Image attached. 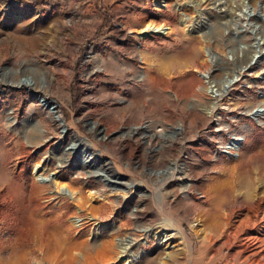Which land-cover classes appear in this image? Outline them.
<instances>
[{
	"label": "rangeland",
	"instance_id": "374dc122",
	"mask_svg": "<svg viewBox=\"0 0 264 264\" xmlns=\"http://www.w3.org/2000/svg\"><path fill=\"white\" fill-rule=\"evenodd\" d=\"M156 1L0 0V264H264V0Z\"/></svg>",
	"mask_w": 264,
	"mask_h": 264
},
{
	"label": "bare ground",
	"instance_id": "6f19581e",
	"mask_svg": "<svg viewBox=\"0 0 264 264\" xmlns=\"http://www.w3.org/2000/svg\"><path fill=\"white\" fill-rule=\"evenodd\" d=\"M156 3L158 5H161L163 4L161 0H157ZM243 5L246 6L247 5V0H243ZM183 21H185L183 19ZM166 26H161V24H156V23H146L140 30H139V33H140V36L144 35V34H148V33H151V32H163L164 31V28ZM206 49V48H205ZM208 49V48H207ZM210 50L208 49V51L205 50V53L208 57L211 56V52H209ZM255 54V58L253 60V62H257V60L261 57L264 56V40H257L254 44V50H253V53L252 55ZM251 55V56H252ZM251 59V58H250ZM204 75V74H203ZM202 75V76H203ZM204 77V76H203ZM206 90L208 92H210V94L213 96H216L218 94H220V88L215 86V84H210L206 87ZM43 99H44V102L47 101V98L43 96ZM55 111V110H53ZM256 113H260V114H263L264 115V107H262L260 110H258ZM56 118H59L58 117V114L56 113L54 115ZM232 139H234L233 141L231 142H228L226 147L230 150L232 149H235L237 150L238 147H239V138H237L236 136L235 137H232ZM75 160H73L72 162H74ZM76 162V161H75ZM43 165L41 163H36L34 164L33 166V172L35 173V177L40 180V177L41 176H47V174H44L43 173ZM53 177V176H52ZM52 178L50 177L49 180H51ZM53 185L56 189V191H59L60 193L62 194H66V192L64 191V184H56L54 181H53ZM66 190L68 191V195L69 196H73L72 194H74L71 190L67 189V187H65ZM166 219L169 221V222H172V220L168 217H166ZM72 222L74 224H78L79 223V219L74 217L72 218ZM100 225V227H103V226H108L107 223L105 222H97ZM174 222H172L173 224ZM98 225V227H99ZM145 233V232H144ZM116 243L118 244L119 246V255L118 257L121 258L122 261V264H130L132 261L136 260L137 257L140 256V254L144 251V248L141 246L142 244H145L146 243V240L145 239H138V240H134L133 241V245L137 246V251H131L128 248V244L129 242L128 241H124V239L122 238H119L117 237L116 239ZM130 241V240H129ZM160 241V239H159Z\"/></svg>",
	"mask_w": 264,
	"mask_h": 264
},
{
	"label": "water",
	"instance_id": "95a60500",
	"mask_svg": "<svg viewBox=\"0 0 264 264\" xmlns=\"http://www.w3.org/2000/svg\"><path fill=\"white\" fill-rule=\"evenodd\" d=\"M258 8H259V3H257V5H256V9H255V16H256V17H259V16L261 15V14L259 13ZM187 30H189V32H192L191 27H188ZM253 43H255V39L250 43V45H252ZM204 50L207 51L208 49L206 48V49H204ZM213 53H214V52H213ZM255 56H256V55L253 54V55L251 56V59H250L249 61H247V62H245V64H242V65H240V66H237L235 69H233V74H232L231 78H229L230 80L228 79L226 82L222 83L220 89H221V90H224V89L227 87L228 82L230 83V82L234 81V80L236 79V76H237L236 74L239 72V70L246 69L247 66L253 62V59L255 58ZM203 76H204V78H205V77H206V74H204ZM26 81H27V78H24V77H20V78L18 79V82H19V83H25ZM39 101H40L43 105H45L48 109L53 110V108H54V104L52 103V101H51L50 99L47 98V101L44 102L43 96H41V97H39ZM260 109H261V108H258V107L252 108V110H251L250 113L255 112V111H257V110H260ZM58 122L61 124V125H60V128H59L60 132L64 131V130H65V126H64V124L61 122L60 119H58ZM233 140H234V139H232V138L230 137V138L228 139V142H231V141H233ZM84 148H85V146H81V147L79 148L78 145H77V143H76V142H72V141L67 142V143L62 147L63 150H68V151L72 154V158H71L70 160H71V161L75 160L76 163H78V164H79V163H86V162H87V157H88V156H87L86 151L83 150ZM86 156H87V157H86ZM45 159L48 160V158H45ZM75 161H74V162H75ZM90 167H91V168H94V166H93L92 164L90 165ZM47 173H48L47 176H41V177H40V180H42V181H49V178H50V177L52 178V176L54 175L53 171H48ZM98 174L100 175V179L103 181V183H104L106 186L110 187V186H113L114 184H118V182L113 181V180H111L110 178L106 177L105 174H104L103 172H98ZM64 191L66 192V194H68V193H67L68 191L66 190L65 187H64ZM95 225H96V227H98L99 224H95Z\"/></svg>",
	"mask_w": 264,
	"mask_h": 264
},
{
	"label": "crops",
	"instance_id": "0c3cea01",
	"mask_svg": "<svg viewBox=\"0 0 264 264\" xmlns=\"http://www.w3.org/2000/svg\"><path fill=\"white\" fill-rule=\"evenodd\" d=\"M177 30H178V31H177ZM173 32H174V33H177V32H178V44L180 43V45H181V44H183L184 42H186V43L188 44V48H189V50H191V53H194L195 50H197V41L195 42V38H194V37L187 35V34H186L183 30H181L180 28H179V29H178V28L174 29ZM189 39H192V40H190V43H189ZM144 58L153 61L152 63L149 62V65H150V66H152L153 64H156L155 67H156L158 73H162V72L164 71V69H168V67H169L170 64H174V63H172V62L170 61V60H172L173 58H172V59H169V58H168V61H163L162 59H164V58H162L161 56H157V55H155V56H153L152 58H150V56H147L146 54H144ZM165 59H167V58H165ZM154 60H155V61H154ZM169 61H170V62H169ZM154 62H156V63H154ZM164 62H166V63L164 64ZM177 62H178V61H177ZM175 63H176V62H175ZM176 64L178 65V63H176ZM125 68H127V67H125Z\"/></svg>",
	"mask_w": 264,
	"mask_h": 264
}]
</instances>
